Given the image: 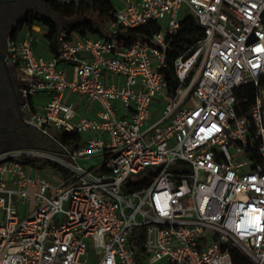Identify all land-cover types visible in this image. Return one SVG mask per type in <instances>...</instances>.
<instances>
[{
  "label": "built area",
  "instance_id": "2783aa9c",
  "mask_svg": "<svg viewBox=\"0 0 264 264\" xmlns=\"http://www.w3.org/2000/svg\"><path fill=\"white\" fill-rule=\"evenodd\" d=\"M113 2L101 37L63 27L57 55H36L39 25L9 41L23 122L59 149L0 152V264H92L90 241L95 264H237L233 249L264 264V0ZM188 16L203 36L175 59L172 96L169 53ZM27 160L67 174L56 183Z\"/></svg>",
  "mask_w": 264,
  "mask_h": 264
},
{
  "label": "trees",
  "instance_id": "16d2710c",
  "mask_svg": "<svg viewBox=\"0 0 264 264\" xmlns=\"http://www.w3.org/2000/svg\"><path fill=\"white\" fill-rule=\"evenodd\" d=\"M50 7L52 13L66 20H71L72 23L67 25L68 31H77L81 35L90 33L95 38L103 35V29L106 23L113 18L115 4L113 0H74L71 2H63L60 0H44ZM34 25L42 26L46 33V39L50 42L52 52L57 55L59 53V33L61 26L54 17L45 15L39 12H33L22 19L17 31L24 26L33 27ZM159 27L156 24L141 26L132 29L126 33L128 39H133L138 35H152ZM203 36L201 27L196 22L193 16H188L183 21V26L172 41L173 51L169 53V67L166 70V79L168 82L167 91L170 95H174L178 86L179 80L176 77L174 62L175 59L192 47ZM253 88H250V90ZM53 137L63 144L79 145L82 141V136L76 132H67L64 130L53 133ZM33 162L31 160H27ZM35 164V163H34ZM50 164L54 169L67 174V170L60 165L49 160L44 162V165ZM157 170L156 166L148 167L138 174L139 180L147 181ZM145 238V226H136L132 235L131 242L137 252H141L142 243ZM235 262L238 264L244 261V258L239 257L236 250L233 249Z\"/></svg>",
  "mask_w": 264,
  "mask_h": 264
},
{
  "label": "flooded vegetation",
  "instance_id": "af4514ba",
  "mask_svg": "<svg viewBox=\"0 0 264 264\" xmlns=\"http://www.w3.org/2000/svg\"><path fill=\"white\" fill-rule=\"evenodd\" d=\"M38 9L52 13L44 0H0V152L36 146L43 137L23 122L19 110L20 83L16 69L7 59L9 41L20 22Z\"/></svg>",
  "mask_w": 264,
  "mask_h": 264
},
{
  "label": "rangeland",
  "instance_id": "374dc122",
  "mask_svg": "<svg viewBox=\"0 0 264 264\" xmlns=\"http://www.w3.org/2000/svg\"><path fill=\"white\" fill-rule=\"evenodd\" d=\"M36 12L48 15L47 13H43V11L41 9H38ZM50 16L54 17L56 19V21L61 25V26H67L69 24L72 23L71 20H66L62 17H58L56 15H54L53 13L49 14ZM42 27V26H41ZM42 30H44V28L42 27ZM104 30V29H103ZM37 49L40 53H47V45H46V41L45 38L42 36V34H37ZM39 147H49L52 148L54 150L59 149L58 145L56 142L50 140L48 137L43 136L41 139H39V141L36 144ZM103 162V157H92L86 161H83L84 165L87 167H95L98 164ZM33 164V162H31ZM34 163H38L37 160L34 161ZM43 167V166H42ZM40 174L42 176H46L49 179L53 180L54 182H59L62 180V176L59 172L55 171V169L53 167L50 168V166L46 165L44 166L42 169H40ZM5 219V215H4V211L2 209H0V223ZM91 243V250L89 253V259L91 260L92 264L96 263V258L94 255V250L92 247V242Z\"/></svg>",
  "mask_w": 264,
  "mask_h": 264
},
{
  "label": "crops",
  "instance_id": "0c3cea01",
  "mask_svg": "<svg viewBox=\"0 0 264 264\" xmlns=\"http://www.w3.org/2000/svg\"><path fill=\"white\" fill-rule=\"evenodd\" d=\"M76 1H78V0H76ZM45 33H46L45 29L42 30V27H41V26H39V27H38V30H36L35 53H36V55H38V56L50 57V56L54 55V53L52 52V49H51V46H50V42L48 41V39H46ZM37 34H42V36L45 38L46 45H47V48H48L47 53H40V52L38 51V49H37ZM70 100H74V101H77V102L79 103L80 110H81V112H82L83 114H85V115H94L93 110H92V109L90 110V108L88 107V104H87V102H86L85 99L79 97V96L76 95V94H72L71 97H70ZM36 146H37V145H36ZM33 147H34V146H33ZM95 157H98V156H95ZM45 161H46V160H43V161H40V162L35 163V164L33 163V164H34V166L37 167L39 170L42 169V168H43L44 166H46V165L50 166V168H51L52 166H51L50 164H46V165H44V162H45ZM42 166H43V167H42ZM55 171L59 172V173L61 174V176H63V177L66 175L65 173H63V172H61V171H59V170H56V169H55Z\"/></svg>",
  "mask_w": 264,
  "mask_h": 264
}]
</instances>
